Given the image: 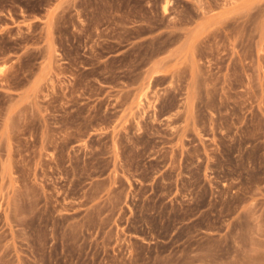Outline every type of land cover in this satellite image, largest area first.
Returning <instances> with one entry per match:
<instances>
[{"label":"rangeland","instance_id":"374dc122","mask_svg":"<svg viewBox=\"0 0 264 264\" xmlns=\"http://www.w3.org/2000/svg\"><path fill=\"white\" fill-rule=\"evenodd\" d=\"M0 264H264V0H0Z\"/></svg>","mask_w":264,"mask_h":264}]
</instances>
